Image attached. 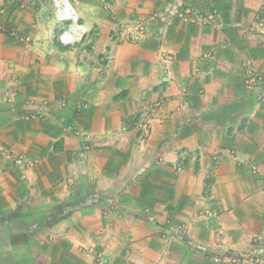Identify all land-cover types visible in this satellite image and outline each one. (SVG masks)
<instances>
[{
	"label": "crops",
	"instance_id": "0c3cea01",
	"mask_svg": "<svg viewBox=\"0 0 264 264\" xmlns=\"http://www.w3.org/2000/svg\"><path fill=\"white\" fill-rule=\"evenodd\" d=\"M73 1L66 46L51 0H4L0 264H252L215 256L264 255V0Z\"/></svg>",
	"mask_w": 264,
	"mask_h": 264
},
{
	"label": "built area",
	"instance_id": "2783aa9c",
	"mask_svg": "<svg viewBox=\"0 0 264 264\" xmlns=\"http://www.w3.org/2000/svg\"><path fill=\"white\" fill-rule=\"evenodd\" d=\"M55 9V15L57 20L64 25V30L61 32L59 38L60 41L66 45L70 46L75 44L79 39L90 33V30L87 26L81 21V15L79 9L73 0H51ZM6 11V4L4 0H0V16ZM159 13L154 14V18H157ZM179 16L184 20H194L199 18L198 10L192 7L186 6L183 10L179 12ZM133 30L129 31V38L137 37L139 35H144L147 32V25L142 20H139L134 27L130 26ZM11 36L17 38L21 42H30V37L21 35L17 32H11ZM264 79L262 76H259L254 73L253 69L247 66V76H246V85L249 89H253L256 84L263 82ZM13 94L8 96V101L12 100ZM40 117H45L43 114H38ZM138 125L143 130L148 128V114L146 112H141L138 116ZM223 155L227 153L219 154L218 158H222ZM232 156V155H231ZM217 158V159H218ZM215 159V160H217ZM185 157H182L179 164L178 170H180L185 164ZM19 162L24 163L25 165H33L34 160L28 157H22L19 159ZM216 261H228V262H240L246 261L252 264H264V255L257 253L255 251H248L246 253H232V252H223L219 256H215Z\"/></svg>",
	"mask_w": 264,
	"mask_h": 264
},
{
	"label": "rangeland",
	"instance_id": "374dc122",
	"mask_svg": "<svg viewBox=\"0 0 264 264\" xmlns=\"http://www.w3.org/2000/svg\"><path fill=\"white\" fill-rule=\"evenodd\" d=\"M21 4H24L23 3V0H22V2H21ZM13 37V36H12ZM13 38H15V37H13ZM17 39V38H16ZM38 117H40L39 115H38ZM41 119H44V117H40Z\"/></svg>",
	"mask_w": 264,
	"mask_h": 264
}]
</instances>
